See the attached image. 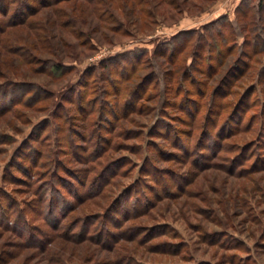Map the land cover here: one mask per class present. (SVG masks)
Returning a JSON list of instances; mask_svg holds the SVG:
<instances>
[{"label": "rangeland", "instance_id": "rangeland-1", "mask_svg": "<svg viewBox=\"0 0 264 264\" xmlns=\"http://www.w3.org/2000/svg\"><path fill=\"white\" fill-rule=\"evenodd\" d=\"M106 1L104 9L116 23L98 25L94 21L81 28L87 36L78 42L62 31L65 42L59 44L58 56H38L41 61L52 58L63 65L66 69L60 77L51 70L28 71L14 61V55L0 54V85L8 80L34 83L43 88L45 97L51 96L35 108L17 105L0 116V264H264V51L238 66L232 82L218 93L217 98L224 97L218 122L211 118L204 123L210 94L221 84L226 68L208 80L205 96L194 97L204 99L193 127L188 112L196 106L186 111L173 100L174 90L169 93L159 75L162 70L155 66L162 59L153 57L156 49L163 50L179 33L203 31L223 9L231 13L235 0L226 4L224 0H148L143 8L153 18L142 16L140 8L132 6L133 0ZM226 15L234 21L233 13ZM239 30L235 37L238 51L244 43ZM12 31L11 37L20 34ZM182 40L178 38L176 44ZM191 50L182 55L187 62ZM133 51L144 54L141 63H151L156 76L148 75L150 69L145 68L139 73L150 77L152 84L147 88H135L129 94L123 91L118 104L112 96L107 98L112 102L106 109L109 123L103 125L104 130L113 129L119 117L118 124L114 123L118 126L115 137L103 131L105 139L112 141L111 149L99 162H84L81 147L83 153L92 151L94 140L88 129L94 126L87 125L86 115L74 105L82 93L81 85L93 76H82L89 68L99 72L106 60ZM239 57L234 54L230 60ZM120 60L113 66L118 70L126 64ZM169 69L163 64V72L168 74ZM194 73L191 75L202 78ZM72 87L77 95L72 94L74 101L69 102ZM137 95L141 96L138 104ZM240 99H244L241 107L233 110ZM126 100L136 102L126 104ZM110 111L117 113L114 119ZM215 111L219 112L218 107L212 113ZM68 117L69 124L63 122V136L71 141L64 140L67 148L59 152L52 143L53 127ZM36 137L46 147L50 145L56 152L52 158L68 174L59 170L54 178L53 169L50 175L35 178L10 169L16 165L17 154L28 153L25 149ZM71 144L75 162L68 151ZM106 178L108 184L102 191L78 202ZM52 184L60 194L51 202L67 207L64 215H51L47 203Z\"/></svg>", "mask_w": 264, "mask_h": 264}, {"label": "trees", "instance_id": "trees-1", "mask_svg": "<svg viewBox=\"0 0 264 264\" xmlns=\"http://www.w3.org/2000/svg\"><path fill=\"white\" fill-rule=\"evenodd\" d=\"M208 1L213 2V0ZM71 3L73 7L70 12H68ZM147 3L148 0H133V2H131L133 7L140 8L139 13H142V16L147 15L153 18L151 14L143 8ZM106 5V0H0V54L1 52H3V54L6 52L7 54L14 55V61L16 63L19 62L23 67H28V71L29 69L35 70L34 68H37L38 71L51 70L54 75L60 77L65 73L64 70L66 68L63 65L54 62L52 58L41 61L38 56L46 54L51 55L53 58L55 56L57 57L58 55L55 52L59 49V44L65 42L63 32L72 36L78 42L87 36V34L82 31V27L89 26L94 21H97L98 25L107 24V22L116 23L112 15L107 14L108 10L104 9ZM172 9L176 10V7L172 6ZM43 11H46V13H44L42 17L36 18ZM178 12H183V9H178ZM109 15L111 16L109 17ZM233 15L235 17L234 21H231L228 15L225 14L204 25L202 27L203 31L191 30L181 32L170 42L165 43L163 50L158 51L156 49L153 53L155 59H162V63L161 61H155V66L158 68L157 70H162L159 75H162L163 81H165L164 84L167 86L169 93L172 89L174 90V93H172L173 100L175 99L183 107L185 106L186 111L188 107L196 106L193 112H188V116L191 119L189 123L190 127L194 126V122L199 113L198 111L200 110V105L204 99L201 98L200 101L198 97L196 99H194V97L198 95L201 97L205 96L208 80H211L219 71L226 68L224 72L225 75L220 81L221 84L219 83L220 85H218L217 88H213L210 94V105L207 111L208 114L203 118L204 123H209L211 118H216L218 122L219 118L217 116H220V111L224 109V105L221 104L222 101L220 100L224 97L221 96L217 98L218 93L222 87L232 82L231 80L233 79L230 78L235 74L238 66L243 64V61L248 59L252 54L264 51V0H241L235 7ZM106 19L108 20L106 21ZM255 22L259 23L255 24ZM103 28L105 29L104 26ZM237 29H240L239 33L244 38L243 47L240 51H238L235 46ZM12 30H19L20 34L11 37V32H14ZM77 30H79V32H77ZM193 35H195L194 38ZM180 37H183V40L176 44V40ZM260 42L263 45H261ZM190 47L192 48L190 53L191 60L187 62V58L182 55L185 53L186 49ZM234 54L240 56V59L231 61L230 59ZM143 56L144 54H139V51L129 52L125 54L123 58L117 57L116 59L110 58L106 60L101 64V70L99 72H97L95 67L92 69L89 68L84 72L82 78L86 76L89 78L93 77L90 78L89 81L85 79L84 83L81 85L83 86L82 93L80 95L78 93V99L74 105V109L76 106L82 116L86 115L85 122L87 125L94 126L88 129L91 138L94 140L92 142V151H90V153L87 151L83 153L84 147H81V154L84 156V162H99L107 155L108 150L111 149L109 147L111 141L110 137H115L114 132L118 126H115L114 123L116 124L117 122L118 124L119 117L115 111H110L113 119L115 115L117 116L113 123L114 127L113 129L104 130L105 127H103V125L109 123V121H107L106 109L109 107L108 103L112 102H108L107 98L112 96L113 101L118 104L120 95L123 91L129 94L134 91L135 88L136 90L139 88L145 89L147 88L146 86L152 84L148 81L150 78L149 76L147 79V77L144 78V76L139 73L145 68H149L150 71L148 75L150 74L153 78L156 76L153 71H151L153 70L150 66L152 64H147L148 61L143 62L145 65L141 67V64H143L141 63V58ZM117 59H121V62H126L119 70L113 67ZM163 64L170 67L168 74H166L165 71L163 72ZM206 70H208V74L205 75L204 71ZM114 71H118V74H113ZM193 73L205 79L196 78L194 75H191ZM132 81H135V83L129 84L132 83ZM187 82L189 83L186 85ZM138 83H140V85L137 87L136 85ZM197 88L200 89V92L196 91ZM72 94L73 96L77 95V91L74 87L69 91L70 98H67L70 100L69 102L74 101L71 97ZM138 96L139 95L136 97L137 102L126 100L128 102L126 104L133 103L134 105L135 102L138 104L141 99V96ZM49 97L51 96L45 97L43 88L34 85V83H13L12 80H8L0 85V116L14 109L17 105L35 108L34 106H36V104L42 103ZM243 101L244 99H240L238 103H235L233 110L237 111L241 107ZM216 102H218V104H216ZM6 103L8 104L6 105ZM86 106L89 107L88 111L86 110ZM214 107H218L219 112L215 111V113H212ZM60 111H62V109H60ZM58 112L59 109L57 108L56 113ZM245 112L246 109L244 110V113ZM92 113H96V117H92ZM60 117L53 116L54 119H61ZM66 120H68L66 124H69L70 120L68 117L53 127V136L55 140H53L52 143L56 145L59 152L66 150L63 149L64 146L67 148L66 145H63L64 140L66 142L71 141V138L68 139L67 135L63 136V122L65 123ZM229 122H231L230 119ZM44 123L47 125L45 127L47 129L49 127V122L46 121ZM42 125L43 124H41V126ZM216 125L217 124H215V127ZM103 131H106L107 136L110 137L105 139ZM55 133L57 135H55ZM73 134L75 133H71V135ZM31 141L34 142V144L31 143V145H28L27 150L25 149V152L28 153L22 154L19 152L15 157L16 165L14 167L11 166L10 169L23 172V174L35 178L42 177L41 174H43V176L50 175L53 169L55 170L52 175L54 178L58 176L57 172L59 170L65 171L66 174H68L69 171L65 170L55 158H52L55 156L56 152L49 149L50 145L46 147L37 137L31 139ZM72 146V144L68 146V151L70 152L69 155L71 154L72 161L75 162L76 159L73 156L76 152ZM85 153L88 154V157L84 155ZM104 160L106 161V157ZM39 167L41 169H38ZM109 167L103 171L101 176H104ZM117 172L118 170H115L113 175H116ZM106 184H108L107 178L96 189L88 190V195H81L78 202L80 203L89 199V197H91L89 195L99 193ZM39 187H41V185L38 186V188ZM48 190L50 193V201L48 200L49 203L47 204L49 208L52 209L51 215L56 212H62L61 214L64 215L67 207L65 209L59 208L56 204L51 202L52 199L55 196L58 197L60 193L56 189H53V184L50 188L48 187ZM40 191L41 188L38 192ZM45 207L47 208V206ZM68 207L73 210L72 205Z\"/></svg>", "mask_w": 264, "mask_h": 264}, {"label": "crops", "instance_id": "crops-1", "mask_svg": "<svg viewBox=\"0 0 264 264\" xmlns=\"http://www.w3.org/2000/svg\"><path fill=\"white\" fill-rule=\"evenodd\" d=\"M228 1H229V0H224L225 4H226V2H228ZM240 1H241V0H235V3H234V5H233V7H232V9H231V13H233L235 7L239 4ZM226 11H228V10L225 9V11H224V9H223V11H222V15H224V14H231L230 11H228V12H226ZM220 16H221V15H220Z\"/></svg>", "mask_w": 264, "mask_h": 264}]
</instances>
